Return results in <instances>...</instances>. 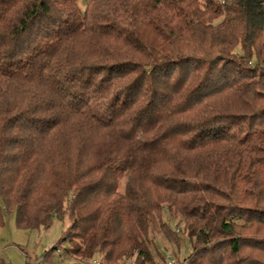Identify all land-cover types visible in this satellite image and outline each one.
Segmentation results:
<instances>
[{
	"label": "trees",
	"instance_id": "1",
	"mask_svg": "<svg viewBox=\"0 0 264 264\" xmlns=\"http://www.w3.org/2000/svg\"><path fill=\"white\" fill-rule=\"evenodd\" d=\"M78 1L0 0V227L158 264L171 222L186 264H264V0Z\"/></svg>",
	"mask_w": 264,
	"mask_h": 264
},
{
	"label": "rangeland",
	"instance_id": "2",
	"mask_svg": "<svg viewBox=\"0 0 264 264\" xmlns=\"http://www.w3.org/2000/svg\"><path fill=\"white\" fill-rule=\"evenodd\" d=\"M215 1L220 3L223 0ZM89 2L90 0L78 1L82 13H86ZM4 217V225L0 227V264H79L73 256L66 255L63 250H52L69 226L68 218H54L49 229L21 230L17 227L15 214ZM163 220L169 221L166 212L163 214ZM169 226L172 238L160 234L156 224L153 234L156 244L152 249L157 262L186 264V259L192 253V241L183 231V227H177L171 222ZM84 264H102V257L96 255Z\"/></svg>",
	"mask_w": 264,
	"mask_h": 264
},
{
	"label": "built area",
	"instance_id": "3",
	"mask_svg": "<svg viewBox=\"0 0 264 264\" xmlns=\"http://www.w3.org/2000/svg\"><path fill=\"white\" fill-rule=\"evenodd\" d=\"M222 3H223V1H222ZM115 264H136V263H135V260H131V261H128L125 263H115ZM168 264H173V263L169 262Z\"/></svg>",
	"mask_w": 264,
	"mask_h": 264
}]
</instances>
